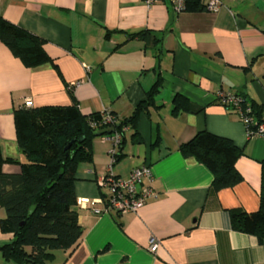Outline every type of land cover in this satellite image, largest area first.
Returning a JSON list of instances; mask_svg holds the SVG:
<instances>
[{"label": "crops", "instance_id": "1", "mask_svg": "<svg viewBox=\"0 0 264 264\" xmlns=\"http://www.w3.org/2000/svg\"><path fill=\"white\" fill-rule=\"evenodd\" d=\"M219 1L216 10L176 11L170 0L150 7L142 0H0V15L43 38L56 64L27 68L0 42L4 157L24 161L13 110L26 99L32 107L75 101L83 114L105 110L124 119L153 91L135 125L123 131L111 170L127 178L148 165L151 178L143 184L156 196L132 212L104 211L96 178L107 171L111 143L95 137L92 161L78 165L74 181L82 234L51 264H264V240L230 221L231 210L258 209L264 135L248 137L238 113L218 99L238 93L264 107V0ZM145 29L144 39L130 38ZM176 95L184 99L178 111ZM201 130L242 151L235 163L240 182L213 190L210 170L182 156L179 145ZM2 168L17 172L19 164ZM11 239L0 231V245ZM0 264L26 263L0 253Z\"/></svg>", "mask_w": 264, "mask_h": 264}, {"label": "trees", "instance_id": "2", "mask_svg": "<svg viewBox=\"0 0 264 264\" xmlns=\"http://www.w3.org/2000/svg\"><path fill=\"white\" fill-rule=\"evenodd\" d=\"M203 9V0H185L183 10ZM147 35H150V30L145 29L129 36L144 39ZM154 39L156 43L160 40L156 36ZM0 42L27 68L46 63L56 68L44 50L43 38L1 15ZM152 92L147 93L146 99L136 105L129 117L120 118V124L115 126L104 123V111L83 114L75 101L70 105L39 107L22 104L13 110L16 143L24 161L4 157L0 146V206L5 212L4 217L0 218V231L12 234L10 242L0 245V253L5 260L49 264L57 253L74 248L82 234L74 193L78 165L92 161V140L95 137L111 134L123 125L133 127L138 113L146 109ZM237 95L243 99L241 108L247 102L250 104L251 110L246 114L252 122L249 127L245 125V129L254 133L262 121L263 105L247 99L245 95ZM179 100L184 101L176 95L174 111L179 110ZM181 108L186 109V102ZM226 108L235 111L234 106ZM108 127L112 128L110 133L99 135ZM119 147L117 157L120 155ZM178 150L183 157L194 158L210 170L213 190L232 187L242 179L235 166L242 151L227 137L201 130L181 143ZM5 163H18L19 170L5 172L2 168ZM260 165L258 209L252 212L230 211L232 228L255 235L258 241L264 240V160L260 161Z\"/></svg>", "mask_w": 264, "mask_h": 264}, {"label": "built area", "instance_id": "3", "mask_svg": "<svg viewBox=\"0 0 264 264\" xmlns=\"http://www.w3.org/2000/svg\"><path fill=\"white\" fill-rule=\"evenodd\" d=\"M157 0H142L146 7L152 6ZM170 3L174 10L180 11L184 9L185 0H170ZM205 9L216 10L219 5V0H208L204 3ZM219 102L225 107L231 105L235 107V111L238 113L241 121L245 125L252 122V119L246 113L251 110L249 102L244 107H240V103L243 100L241 96L235 93H219ZM31 101L26 99L24 105L27 107L32 106ZM262 121L257 125V129L254 133L246 131L249 136H261L264 135V107H263ZM104 123L119 124L120 118L116 115H111L108 111L104 110ZM128 128L127 125H123L120 130H114L111 134L103 135V139L110 141L109 164L107 171L96 178L99 187L104 189V194L101 201L104 202V211L113 210L116 213H125L135 211L142 206L148 198L155 197L156 193L151 186L143 184V180H150L151 171L148 165H141L133 168L128 174L127 178H121L113 174L111 167L117 157V150L122 140V132ZM157 247V242L150 241L149 250L154 252Z\"/></svg>", "mask_w": 264, "mask_h": 264}, {"label": "water", "instance_id": "4", "mask_svg": "<svg viewBox=\"0 0 264 264\" xmlns=\"http://www.w3.org/2000/svg\"><path fill=\"white\" fill-rule=\"evenodd\" d=\"M111 131H112V128H111V127H108V128L103 129V130L99 133V135H100L101 133H103V132L110 133ZM32 209H33V208L30 209V212H31Z\"/></svg>", "mask_w": 264, "mask_h": 264}, {"label": "bare ground", "instance_id": "5", "mask_svg": "<svg viewBox=\"0 0 264 264\" xmlns=\"http://www.w3.org/2000/svg\"><path fill=\"white\" fill-rule=\"evenodd\" d=\"M120 124V123H119ZM250 124H248V127H249ZM119 126V125H118ZM253 126V125H252ZM247 127V126H246ZM102 135V134H101ZM102 138V137H101Z\"/></svg>", "mask_w": 264, "mask_h": 264}, {"label": "rangeland", "instance_id": "6", "mask_svg": "<svg viewBox=\"0 0 264 264\" xmlns=\"http://www.w3.org/2000/svg\"><path fill=\"white\" fill-rule=\"evenodd\" d=\"M49 264H51V263H49Z\"/></svg>", "mask_w": 264, "mask_h": 264}]
</instances>
